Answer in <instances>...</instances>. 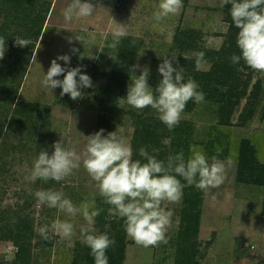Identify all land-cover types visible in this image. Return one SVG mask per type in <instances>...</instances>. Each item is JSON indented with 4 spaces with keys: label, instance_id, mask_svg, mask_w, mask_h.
Returning a JSON list of instances; mask_svg holds the SVG:
<instances>
[{
    "label": "rangeland",
    "instance_id": "obj_1",
    "mask_svg": "<svg viewBox=\"0 0 264 264\" xmlns=\"http://www.w3.org/2000/svg\"><path fill=\"white\" fill-rule=\"evenodd\" d=\"M29 2L32 3L30 6L36 11V15L41 14L46 20L40 23L43 31L28 66L16 79L21 86L17 98L25 103L51 107L52 127L42 150L49 155L54 151L52 145L57 141H62L66 150H75L82 155L86 145L85 137L104 129L105 136L109 132L119 131L132 148L134 160L133 117L137 115L155 120L159 118L158 113L151 107L138 110L127 104L125 98L127 86L131 83L132 66L139 65L140 69L147 67L148 84L155 89L162 79L158 65L163 62V56H167L174 67H178L181 61H189L190 64L183 66L185 81L193 79L199 86L197 90H201L204 81L196 79L194 75L210 72L212 64L205 62L197 66L195 54L205 51L219 52L227 42L232 22L231 4L222 5V0H182L179 12L161 21L155 20L153 16L159 0H88L94 6L92 14L71 21H66L63 16V11L71 0ZM28 4L25 3L23 8ZM23 8L20 10V17L25 13ZM117 23L125 25L127 35L121 38L117 48L110 49L104 45L112 42V29ZM16 31L20 38H29L21 24L16 27ZM12 32H15V27ZM89 34L95 35L94 41L90 40ZM75 35L83 39L79 42L74 39ZM69 36L73 37L71 44L66 39ZM15 46L17 45L13 43L12 47ZM72 48L78 51L73 53ZM65 54L70 56V63L65 65L58 60L61 67L81 66L82 72L92 80L93 86L82 88V97L77 100L71 99L68 94L61 96L62 89L59 87L50 89L42 83L51 61ZM119 69L124 74H118L113 81L118 86V92L116 97L110 99L112 105L114 104L112 107H115V117L110 120L111 127L106 129L102 123L106 90L115 77L113 72ZM139 74L138 69L135 75ZM236 74L244 75V80L247 76H252L249 92L258 78H264V73L242 65L237 68ZM57 79L62 80L63 75ZM203 94L202 102L193 99L192 109L183 110L180 122L192 124L191 145L203 149L210 161L208 142L214 128L221 124L222 104L216 99H208L206 93ZM246 104L247 99H242L232 117L231 126L222 128L224 135L221 141L227 151L219 148L223 155H218V159L224 165V182L219 187L201 190L203 202L200 208L199 232L192 238L195 250L186 251V257L191 259L190 264H264V187L240 183L237 179L241 141L251 140L257 148L259 161L264 164V92L257 101L255 118L243 124L240 115ZM24 138L14 134L9 143L17 145L22 141L26 142L25 135ZM165 143L169 145L170 140ZM34 151V154L25 152V149L18 154L10 153L8 160L12 163L16 158V162H8V171L0 177V208L17 210L19 206L28 203L30 207L27 214L35 219L36 226L34 246L39 240L45 239L39 234V228L44 226H48L47 239L53 244L50 258L42 253V262L72 264L77 245L85 244L81 227L102 233L96 217L94 224L89 225L80 213L71 215L42 204L36 198L35 192H63L64 197L71 200L77 208L84 203L89 204L90 212L99 209L100 204L105 203L104 198L100 196L96 182L84 169L82 161L79 168L73 169L69 176L59 182L52 179H26L30 177L34 161L39 155L36 149ZM161 207L171 212L170 225L166 231L167 243L143 247L137 245L126 233L128 246L125 264H181L185 258L183 246L187 244L181 235L184 196L182 195L178 203L164 201ZM57 220L71 223L74 234L68 238L56 234L51 226ZM32 248L36 254L41 251V247ZM17 250L18 247L14 244L1 242L0 264H10L15 259Z\"/></svg>",
    "mask_w": 264,
    "mask_h": 264
},
{
    "label": "clouds",
    "instance_id": "obj_2",
    "mask_svg": "<svg viewBox=\"0 0 264 264\" xmlns=\"http://www.w3.org/2000/svg\"><path fill=\"white\" fill-rule=\"evenodd\" d=\"M229 3L231 19L239 29L236 43L241 53L233 54L231 62L238 64L243 59L251 69L264 73V0H222V5ZM181 7L182 0H159L153 16L155 20L161 21L169 15L177 14ZM93 10L94 6L88 0H71L64 9L63 16L66 21H71L90 16ZM125 35V25L117 23L112 29V42L104 46L117 48ZM89 36L91 41L95 40L94 34ZM66 39L69 44L73 42L72 36ZM74 39L80 42L83 38L75 35ZM30 43L27 39L15 38V44L19 47ZM5 45V38L0 36V59L5 55ZM71 51L76 53L78 49L72 48ZM195 55L197 66L206 62L204 52ZM163 57V62L158 65L162 79L155 89L148 84L149 69H140L139 65L132 66L131 83L127 86L125 100L138 110L151 107L158 113L159 120L172 130L178 126L187 102L190 99L202 102L204 94L197 90L199 86L193 79L185 81L183 67H174L167 56ZM58 60L68 65L70 56L59 55L53 59L42 83L50 89L61 88V96L68 94L73 100L81 98V89L93 86L91 77L82 72L81 66L61 67ZM138 69L140 74L137 76L135 71ZM61 75L63 79H57ZM103 133L104 129H100L85 137L86 145L82 155L75 150H66L62 141L54 142L52 154L40 152L34 161L30 177L26 179H52L59 182L69 176L73 169L79 168L82 161L84 169L96 182L100 196L110 205L108 214L124 220L125 232L139 246L167 243L166 231L170 225L171 212L161 205L164 201L178 203L181 200L185 185L177 176L202 191L219 187L224 182L223 163L216 155L209 161L203 149L196 145L190 146L191 155L187 159L181 151L169 155L166 162L158 160L141 147L139 155L146 160L142 163L132 159V148L118 130L109 132L106 136ZM35 196L48 207L58 208L71 215L82 214L89 225L94 224V218L102 211L96 209L90 212L87 203L77 208L60 191L38 190ZM51 227L62 238L74 234L73 225L66 221L57 220ZM39 234L47 239L48 226L39 228ZM81 235L83 242L90 248L94 264H108L106 252L115 241L107 233H98L95 229L86 227H81Z\"/></svg>",
    "mask_w": 264,
    "mask_h": 264
},
{
    "label": "trees",
    "instance_id": "obj_3",
    "mask_svg": "<svg viewBox=\"0 0 264 264\" xmlns=\"http://www.w3.org/2000/svg\"><path fill=\"white\" fill-rule=\"evenodd\" d=\"M29 1L0 0V20H3L0 23V36H3L6 41L5 55L3 59H0V177L8 171V162L11 163V160H8L10 159V153L18 154L23 149H25V152L33 154L35 153L34 149L39 153L42 152L45 138L52 127L50 106L25 103L17 98L21 86L16 79L28 66L30 56L33 54L43 31L40 23H42V20H46L41 14L37 13L36 15V11L31 9L32 3ZM25 3L29 4L26 8H23ZM21 8L25 11L23 17H20ZM49 9L50 7L47 12ZM27 10L28 12H26ZM19 24L26 29V36H29L26 39L33 42L28 46H15L14 48L12 46L15 43V38L19 37L16 31ZM14 27L15 32H12ZM238 31L239 29L235 27L232 21L229 36L223 48L219 52H204V59L212 64V70L205 74L194 75L196 79L204 81L201 90L198 91L206 93L208 99L213 101L216 99L222 104L221 124L214 128L208 142L210 157L223 155L220 150L217 152L219 148L225 152L227 151L221 141V137L224 135L222 128L231 126L232 117L241 105V100L247 99L246 108L240 115V120L244 124L255 118L257 101L264 92V78H258L255 84H252V90L249 92L252 76L249 75L244 80V75L236 74L240 65L250 69L243 59L238 64H233L230 59L233 54L241 55L236 43ZM186 64H190V62L181 61L178 68L185 67ZM118 74H124L123 70L119 69V71L113 72L115 77L112 78L113 80L110 81V85L106 90L105 113L102 119L106 129L111 127L110 120L115 117V107H112L114 104L112 105L110 99L117 96L118 86L113 81L117 79ZM192 102L193 99H190L184 109L191 110ZM133 125L135 129L132 142L135 154L134 160H140L142 163L146 162L139 155L141 147H144L150 155H155L158 160L165 162L169 155H175L181 151L184 153L185 159L191 155L190 146L193 141V126L191 123L179 122L178 126L169 130L159 119L155 120L150 117L136 115L133 117ZM14 134L20 138H24L25 135L27 141H22L17 145L12 142V145H10L9 141H11ZM166 140H170L169 145H166ZM21 149L22 151H20ZM154 149L157 151H153ZM238 159V181L264 187V164L259 161L257 148L251 140L241 141ZM13 160L12 163H15L16 158ZM177 179L185 185L183 188L185 209L182 217L183 230L181 235L187 245L183 246L185 249H183V256L185 258L181 261V264H190L189 260L191 259L186 257V251L195 250L192 238H195L199 232L203 194L195 185H188L182 177L177 176ZM29 207L30 205L26 203L25 206H19L17 210H3L0 208V243H12L18 247L15 259L10 264H45L41 259L42 253H46L48 259L51 256L53 244L50 239H41L35 246L33 244L37 235L35 219L27 214ZM109 207L110 205L101 203L99 209H102V211L96 217L101 232L107 233L109 238L115 241L106 252L108 264H125L128 243L124 220L118 216H110L108 214ZM32 247H41L40 253L36 254ZM72 264H94V258L86 244L79 243L77 245Z\"/></svg>",
    "mask_w": 264,
    "mask_h": 264
}]
</instances>
